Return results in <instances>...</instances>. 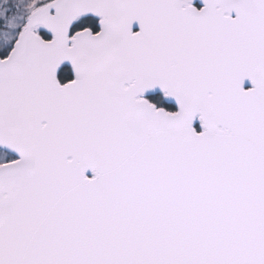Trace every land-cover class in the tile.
I'll use <instances>...</instances> for the list:
<instances>
[{
	"label": "snow or ice",
	"instance_id": "obj_1",
	"mask_svg": "<svg viewBox=\"0 0 264 264\" xmlns=\"http://www.w3.org/2000/svg\"><path fill=\"white\" fill-rule=\"evenodd\" d=\"M0 264H264V0H0Z\"/></svg>",
	"mask_w": 264,
	"mask_h": 264
}]
</instances>
